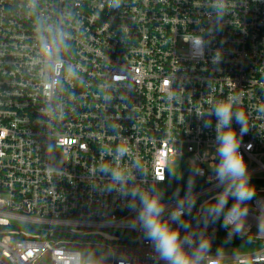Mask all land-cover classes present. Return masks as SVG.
I'll return each instance as SVG.
<instances>
[{"label": "built area", "instance_id": "obj_1", "mask_svg": "<svg viewBox=\"0 0 264 264\" xmlns=\"http://www.w3.org/2000/svg\"><path fill=\"white\" fill-rule=\"evenodd\" d=\"M228 96L245 113L240 151L259 184L240 235L205 213L224 187L214 127L197 112ZM175 158L202 184L169 198ZM161 174L163 218L180 201L191 223L185 250L210 240L199 264H264V0H0V264H83L59 232L123 241L111 264H166L133 195L160 194ZM246 242L260 247L218 252Z\"/></svg>", "mask_w": 264, "mask_h": 264}, {"label": "clouds", "instance_id": "obj_2", "mask_svg": "<svg viewBox=\"0 0 264 264\" xmlns=\"http://www.w3.org/2000/svg\"><path fill=\"white\" fill-rule=\"evenodd\" d=\"M114 6H119V0H114ZM191 46L193 51L199 54L203 48V41L200 38H194L191 40ZM70 72L75 74L72 70ZM234 100L233 96H228L216 103L208 113L197 112V116L203 118L208 115L209 119L204 120V127H214L215 154L218 159L212 171L218 184L224 187L217 198L209 202L207 212L212 216V223L223 216L221 227L227 230L231 226V232L240 235L243 233L245 220L249 213L248 205L256 195V186L252 183L247 161L240 151L243 136L248 132L247 119L243 111H234ZM213 118L215 119L214 125ZM233 121L239 125V133L233 126ZM251 147L248 145L246 150H251ZM125 151L126 149L123 148L117 149L121 156ZM202 171L201 169V174ZM169 175L177 179L182 178L179 170L169 172ZM113 176L121 179L115 172ZM165 179L167 176L164 174L157 177L161 184ZM192 183L194 181L190 179L189 188ZM133 195H138L142 204L138 218L145 231V238L152 242L155 252L166 264H199L204 259L200 253L211 251V243L206 236L200 238L197 251L189 253L185 250L183 245L190 242L187 233L191 228V223H185L187 217L183 203L178 201L177 208L170 213L168 220H165L163 218L165 204L162 194L137 192ZM229 197L232 200L231 204H229ZM192 207H194V201L188 200L187 209L190 210ZM172 224L177 227H173ZM181 229L185 233L184 236L181 235ZM258 231L264 232V224L258 225Z\"/></svg>", "mask_w": 264, "mask_h": 264}, {"label": "rangeland", "instance_id": "obj_3", "mask_svg": "<svg viewBox=\"0 0 264 264\" xmlns=\"http://www.w3.org/2000/svg\"><path fill=\"white\" fill-rule=\"evenodd\" d=\"M182 165V160L180 158H175L170 161L169 169L172 172H176L180 166ZM256 188L259 185L257 182H252ZM164 183L159 185V191L160 194H162V198H166V193L164 192ZM232 201L229 203L231 204ZM227 210V209H225ZM75 228H81V229H88L87 226H74ZM103 230H106L110 234H116L118 236L124 235L129 238H133L136 233L133 231H124L121 229L116 228H105L102 227ZM64 236L67 238L75 239L78 241V243L75 246L79 250L82 251L83 254V264H111L113 259V248H115L117 245L122 244L123 241L117 239V240H111L104 235L100 234H74L69 232H59L58 236ZM1 236V235H0ZM260 247L259 244L253 245L250 242L246 243H240L233 246H225L220 247L218 252L224 253V254H231V253H237V252H245L252 249H256Z\"/></svg>", "mask_w": 264, "mask_h": 264}, {"label": "trees", "instance_id": "obj_4", "mask_svg": "<svg viewBox=\"0 0 264 264\" xmlns=\"http://www.w3.org/2000/svg\"><path fill=\"white\" fill-rule=\"evenodd\" d=\"M178 170L179 173H182V178L177 179L173 175H168L166 187H167V196L169 198L179 197L183 194H186L192 190L197 189L202 184L199 178L193 173L192 169L189 167L188 164H182ZM190 179L194 181V183H192L191 187L189 188ZM231 201L232 200L229 198V203ZM207 208L208 205L205 209V213L210 218H212V216L208 214Z\"/></svg>", "mask_w": 264, "mask_h": 264}]
</instances>
